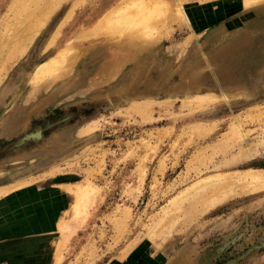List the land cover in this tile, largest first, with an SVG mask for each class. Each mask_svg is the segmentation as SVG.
Here are the masks:
<instances>
[{"label": "rangeland", "instance_id": "rangeland-1", "mask_svg": "<svg viewBox=\"0 0 264 264\" xmlns=\"http://www.w3.org/2000/svg\"><path fill=\"white\" fill-rule=\"evenodd\" d=\"M255 25L264 0H0V264H264V64H221Z\"/></svg>", "mask_w": 264, "mask_h": 264}, {"label": "bare ground", "instance_id": "bare-ground-1", "mask_svg": "<svg viewBox=\"0 0 264 264\" xmlns=\"http://www.w3.org/2000/svg\"><path fill=\"white\" fill-rule=\"evenodd\" d=\"M39 17L40 19H45V20L48 19V15L46 13H43ZM247 28L249 30L245 29L244 31H242L243 34L242 33L237 34L236 40L233 42V44H231V46H229L228 48L224 49L223 50L224 53L222 52L223 56H221V64H222L223 72L227 75L232 76L233 79H236V77L239 76L241 77L244 71L248 68L251 69L264 64V33L262 37H260L257 40H253L252 38H250L252 36H256L255 34L258 33L259 30H262V26L255 25L252 28L250 27ZM26 39H29V37L22 39L23 42L26 41ZM13 51H14L13 52L14 57L17 56L18 47L16 46ZM108 56L109 58L105 59L97 67V71H98L97 74L99 75V78L100 77L104 78L105 76H107V74L113 73V71L116 70L118 63L120 65V63L124 62L128 58V55L124 54V52L122 55L120 54L119 56H116V58L114 55L113 56L108 55ZM248 174L249 172L247 173V175ZM263 174H259V175L260 176L262 175L263 177ZM248 176H251V174ZM244 177L250 178V177H246V175ZM256 178L258 179V177ZM240 179L243 178L241 177ZM252 180H256V179L252 178ZM259 180L263 181L262 178H259Z\"/></svg>", "mask_w": 264, "mask_h": 264}, {"label": "crops", "instance_id": "crops-1", "mask_svg": "<svg viewBox=\"0 0 264 264\" xmlns=\"http://www.w3.org/2000/svg\"><path fill=\"white\" fill-rule=\"evenodd\" d=\"M151 258L152 257L146 254L144 255L141 252H134L133 256H130V254H128L124 258L117 260V261H120L121 263H124V264H157V262H155V260ZM116 263H119V262H116Z\"/></svg>", "mask_w": 264, "mask_h": 264}]
</instances>
